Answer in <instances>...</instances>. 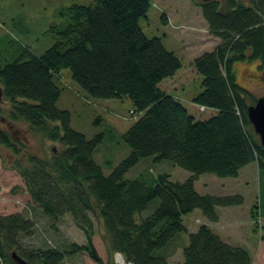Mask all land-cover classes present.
<instances>
[{
	"label": "trees",
	"instance_id": "trees-1",
	"mask_svg": "<svg viewBox=\"0 0 264 264\" xmlns=\"http://www.w3.org/2000/svg\"><path fill=\"white\" fill-rule=\"evenodd\" d=\"M249 3L226 0L223 9L217 0L199 4L209 31L222 42L193 62L203 89L192 103L168 93L185 76L181 59L165 49L160 38L147 37L140 25L151 0L73 5L67 24L52 27L56 41L50 48L37 55L27 47L0 66L3 96L11 103L9 119L25 121L63 146L50 158L33 152L21 156L15 163L17 173L43 214L53 221L70 214L86 236L83 245L25 248L20 238L33 234L34 223L20 214L0 216V264H18L13 252L26 264H62L80 252L97 264H108L92 243L95 211L103 219L112 253H121L127 263L168 264V249L185 233L188 243L180 264H252L249 249L227 243L204 223L189 232L183 220L200 211L215 222L217 208L243 203L236 194H200L195 187L199 176L237 177L251 162L264 168V149L247 115L254 102L235 78L240 62L259 61L264 69V0ZM65 70L87 96L130 98L139 115L122 135L130 155L108 176L94 160L103 134L86 138L71 126L70 112L57 107ZM0 142L19 151L7 131L0 130ZM147 157L170 161L191 176L183 182L166 173L153 182L125 178ZM156 200L160 202L154 208ZM250 214L258 232L255 207Z\"/></svg>",
	"mask_w": 264,
	"mask_h": 264
},
{
	"label": "rangeland",
	"instance_id": "rangeland-1",
	"mask_svg": "<svg viewBox=\"0 0 264 264\" xmlns=\"http://www.w3.org/2000/svg\"><path fill=\"white\" fill-rule=\"evenodd\" d=\"M250 4L251 0H238ZM95 0H0V66L14 61L25 49L34 54H42L55 43L53 26L67 24L68 10L73 5H91ZM222 9L226 0L219 1ZM202 0H151L146 17L140 21L144 34L149 38H160L165 49L172 51L182 61L183 79L168 90L185 103H192L202 91L203 78L194 72L195 58L204 52L212 51L222 40L209 31L199 4ZM60 78L61 96L57 107L71 114V126L87 137L103 134V142L94 154V160L108 176L112 170L130 155V148L122 135L136 121L131 114L135 111L130 98L101 99L87 96L73 80L71 72L65 70ZM235 73L240 86L245 88L249 102L264 96V69L259 61H244L235 64ZM1 86V83H0ZM11 103L4 96L0 98V130L7 131L19 148L15 151L0 142V216L23 215L34 223L31 236L20 238L23 247L60 248L77 243H86V236L70 214L53 221L36 205L26 190L24 180L17 173L15 163L18 158L29 153L43 158L52 157L53 152L63 149L59 142H53L32 130L23 121L9 119ZM138 117V113L135 111ZM10 123V127L7 125ZM26 157V156H25ZM169 174L173 181L183 182L191 176L190 171L170 161L155 162L153 157L143 158L128 170L127 179L144 178L153 182L161 174ZM237 177H218L203 174L195 182L197 191L202 195L216 197H243V203L232 207H219V219L210 222L195 211L184 216L185 224L193 223L197 229L201 223L209 227L224 241L249 249L255 258L253 264H264V168L259 169L257 162L243 168ZM159 200L151 203L156 208ZM258 211L260 222L258 232L253 231L254 222L250 211ZM149 209L144 215L150 212ZM94 224L92 243L102 260L117 264V254L112 253L102 217L95 211L91 214ZM200 222L198 221L199 219ZM191 227V226H190ZM192 228V227H191ZM188 234L181 233L168 249L171 252L168 264L183 261L182 249L188 243ZM12 252V250H11ZM123 257V255L121 254ZM62 264H97L86 252L65 258Z\"/></svg>",
	"mask_w": 264,
	"mask_h": 264
},
{
	"label": "water",
	"instance_id": "water-1",
	"mask_svg": "<svg viewBox=\"0 0 264 264\" xmlns=\"http://www.w3.org/2000/svg\"><path fill=\"white\" fill-rule=\"evenodd\" d=\"M1 88L0 86V98L3 96V89ZM247 115L254 128L253 130L259 135L261 145L264 149V96L256 99L253 104L248 106ZM12 258L18 264H26V261L19 257L16 252L12 253Z\"/></svg>",
	"mask_w": 264,
	"mask_h": 264
},
{
	"label": "crops",
	"instance_id": "crops-1",
	"mask_svg": "<svg viewBox=\"0 0 264 264\" xmlns=\"http://www.w3.org/2000/svg\"><path fill=\"white\" fill-rule=\"evenodd\" d=\"M216 37V36H215ZM199 213H201L200 211H198ZM196 219H199V218H196ZM199 222H200V219L198 220ZM187 227V229H188V231L189 232H196V230L198 229V227H197V229H194V225H193V223H190V225L188 224H185ZM192 228H191V227ZM227 242V241H226ZM227 243H229V242H227ZM230 244V243H229ZM233 245V244H232ZM253 255L251 254V257H252ZM255 261V258L254 257H252V264H253V262Z\"/></svg>",
	"mask_w": 264,
	"mask_h": 264
},
{
	"label": "bare ground",
	"instance_id": "bare-ground-1",
	"mask_svg": "<svg viewBox=\"0 0 264 264\" xmlns=\"http://www.w3.org/2000/svg\"><path fill=\"white\" fill-rule=\"evenodd\" d=\"M117 264H130V263H127L126 261H125V259L122 257V256H120V255H117Z\"/></svg>",
	"mask_w": 264,
	"mask_h": 264
},
{
	"label": "flooded vegetation",
	"instance_id": "flooded-vegetation-1",
	"mask_svg": "<svg viewBox=\"0 0 264 264\" xmlns=\"http://www.w3.org/2000/svg\"><path fill=\"white\" fill-rule=\"evenodd\" d=\"M202 1H211V0H202ZM217 1H221V0H217ZM7 125L10 127V123L7 122Z\"/></svg>",
	"mask_w": 264,
	"mask_h": 264
}]
</instances>
